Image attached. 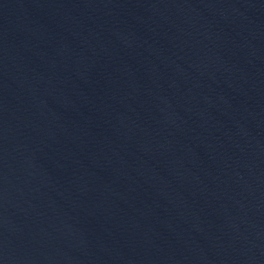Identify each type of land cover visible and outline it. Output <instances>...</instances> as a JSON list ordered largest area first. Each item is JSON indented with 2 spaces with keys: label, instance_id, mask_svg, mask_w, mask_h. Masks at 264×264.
Here are the masks:
<instances>
[{
  "label": "water",
  "instance_id": "water-1",
  "mask_svg": "<svg viewBox=\"0 0 264 264\" xmlns=\"http://www.w3.org/2000/svg\"><path fill=\"white\" fill-rule=\"evenodd\" d=\"M0 264H264V0H0Z\"/></svg>",
  "mask_w": 264,
  "mask_h": 264
}]
</instances>
